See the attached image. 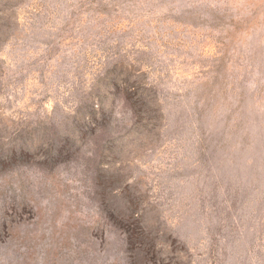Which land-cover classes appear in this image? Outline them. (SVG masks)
Listing matches in <instances>:
<instances>
[{
	"label": "rangeland",
	"instance_id": "rangeland-1",
	"mask_svg": "<svg viewBox=\"0 0 264 264\" xmlns=\"http://www.w3.org/2000/svg\"><path fill=\"white\" fill-rule=\"evenodd\" d=\"M0 264H264V0H0Z\"/></svg>",
	"mask_w": 264,
	"mask_h": 264
}]
</instances>
